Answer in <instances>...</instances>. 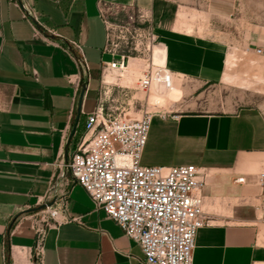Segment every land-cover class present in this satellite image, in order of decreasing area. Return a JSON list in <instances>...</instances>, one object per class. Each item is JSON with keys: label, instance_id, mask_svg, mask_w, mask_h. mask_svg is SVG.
I'll return each mask as SVG.
<instances>
[{"label": "crops", "instance_id": "0c3cea01", "mask_svg": "<svg viewBox=\"0 0 264 264\" xmlns=\"http://www.w3.org/2000/svg\"><path fill=\"white\" fill-rule=\"evenodd\" d=\"M21 1L24 7L18 0H0V264H144L139 245L95 206L66 168L86 134L88 116L100 103L105 107L99 87L126 75L105 67L114 58L104 51L101 1L139 8L151 17L149 28L159 38L154 55L163 52L162 65L173 75L176 109L154 118L143 163L200 169L209 224L198 232L194 264H264V112L254 106L212 112L198 100L200 90L223 83L251 88L233 85L246 83L245 75L233 62L230 68L227 58L262 64L255 47L247 59L230 53L227 37H212L189 17L187 31L178 20L180 6L170 0ZM211 9L230 20L235 0L212 2ZM248 40L249 47L264 49L263 40ZM73 42L83 50L88 73ZM107 55L113 59L103 60ZM141 61L129 60L128 78L135 77ZM255 72L264 82V66L249 68ZM178 78L193 82L195 90L182 91ZM190 97L198 99L184 100ZM193 103L197 110L184 111ZM42 200L57 209L66 203L58 222H44L33 211ZM39 229L44 231L41 258L35 250Z\"/></svg>", "mask_w": 264, "mask_h": 264}, {"label": "built area", "instance_id": "2783aa9c", "mask_svg": "<svg viewBox=\"0 0 264 264\" xmlns=\"http://www.w3.org/2000/svg\"><path fill=\"white\" fill-rule=\"evenodd\" d=\"M100 13L107 26L104 51L114 58L105 63L106 69L125 72L135 52L146 63L138 88L145 93L156 85L171 88L173 75L165 65L158 66L153 60L159 38L149 27L141 26L151 22L150 16L139 8L109 7L102 1ZM72 45L88 73L81 46L76 42ZM256 54L264 57V49L257 48ZM157 115L165 118L168 113L146 110L135 119L127 112L106 111L100 103L88 116L86 134L66 168L95 206L139 245L144 264H194L198 232L209 224L203 211L201 171L195 165L164 167L142 163ZM260 181L264 187V174ZM41 204L46 203L42 200ZM61 209L66 211V203ZM61 209L46 207L40 211L41 220L58 222ZM43 236L44 231L39 229L35 248L39 258L43 255Z\"/></svg>", "mask_w": 264, "mask_h": 264}, {"label": "rangeland", "instance_id": "374dc122", "mask_svg": "<svg viewBox=\"0 0 264 264\" xmlns=\"http://www.w3.org/2000/svg\"><path fill=\"white\" fill-rule=\"evenodd\" d=\"M175 2L180 6L178 13V20L180 24L187 31H191L190 26H185L187 17L191 19H196L200 23V30L207 31L212 37L225 40L226 37L232 49L230 53L236 54L237 56L250 57L248 50L252 47L257 49V46H250L247 44L248 41L252 39H260L264 42V0H235L236 9L233 14L232 19L228 20L225 18H220L214 14L213 9H211V3L221 0H170ZM136 10L135 16H138ZM123 20L125 19L121 17ZM151 21V17H150ZM151 22H147L141 25L143 28L150 27ZM234 23V25H232ZM213 26L216 28L213 29ZM227 31L230 35L227 36ZM233 33V34H231ZM155 51V49H154ZM230 55V54H229ZM132 58H137L142 60L141 69L134 71L135 77L128 78V72H123L122 80L113 79L114 83L108 84L103 83L98 89L99 99L101 98L105 101V110L113 109L116 114L120 112H127L128 116L131 118L138 119L142 116L143 112L146 110L152 113L158 112H169L176 109L177 103L175 104V88L173 87L168 94L159 95L153 90L149 93H145L138 88V79L142 76L145 69L146 63L144 62L142 56L137 53H131ZM264 59V57H262ZM113 58L109 55L103 57V60H112ZM98 62H101L99 58ZM241 57L228 56L227 62L231 68L233 65L239 67V72L245 75L246 83L241 81L234 83L233 85L242 87L250 86L249 89L242 88H232L226 84H219L214 87H207L202 89L201 98L184 99L185 101L195 102L197 99L200 104H206V109L212 112H232L240 107L254 106L260 108L264 112V82H262V77L258 73H249V68L252 70H258V67L264 66L262 64H254L255 61L252 58L247 59L248 62L244 63ZM259 65V66H258ZM245 66V67H244ZM244 67V68H243ZM249 67V68H248ZM262 68V67H261ZM131 72V71H130ZM122 73V72H119ZM117 75V74H116ZM226 78H224V81ZM182 91L185 90H195L196 85L193 82L178 78L176 79ZM232 85V84H231ZM179 101H183L181 96ZM95 102H89V105ZM157 104V105H155ZM201 109V108H200ZM197 110L195 103L191 106L184 108V111ZM143 163V159H142ZM144 164V163H143Z\"/></svg>", "mask_w": 264, "mask_h": 264}, {"label": "water", "instance_id": "95a60500", "mask_svg": "<svg viewBox=\"0 0 264 264\" xmlns=\"http://www.w3.org/2000/svg\"><path fill=\"white\" fill-rule=\"evenodd\" d=\"M18 1L20 3L21 7H24L22 1L21 0H18ZM26 12H27V15L33 20V22H34L37 30H42L41 25L36 20H34V18L30 15V13L28 11H26ZM125 64H127V61H125ZM86 89H87V85L84 84L83 85V88H82V91H81V94H80V107H79V111H80V108H81V103H82V100H83V97H84V94H85ZM73 134H74V132H73ZM73 134H72V136H73ZM53 205H54L53 202L52 203H46V204H43V205H41L40 207H38L36 209H33V211L34 212H40V211L46 209V207H52Z\"/></svg>", "mask_w": 264, "mask_h": 264}, {"label": "bare ground", "instance_id": "6f19581e", "mask_svg": "<svg viewBox=\"0 0 264 264\" xmlns=\"http://www.w3.org/2000/svg\"><path fill=\"white\" fill-rule=\"evenodd\" d=\"M157 46H158V45H157ZM157 46H156V47H157ZM156 47H155V48H156ZM155 48H154V49H155ZM153 56H154V59H153V60H154V63H155L156 65H158V66H163V65H162L163 56H164L163 52L157 50L156 53H155V55H154V53H153ZM127 69H128V68H127ZM109 72H110V71H109ZM172 86H173V79H172ZM170 89H172V87L169 88V89H167V88H164L163 86L156 85V86L153 87V92L156 91V93L159 94V95H165V94H168L167 91H169Z\"/></svg>", "mask_w": 264, "mask_h": 264}]
</instances>
